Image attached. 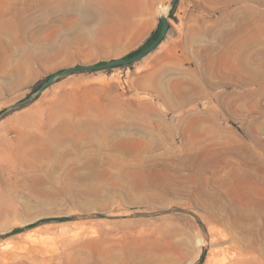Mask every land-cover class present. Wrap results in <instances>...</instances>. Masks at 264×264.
<instances>
[{"label": "rangeland", "instance_id": "1", "mask_svg": "<svg viewBox=\"0 0 264 264\" xmlns=\"http://www.w3.org/2000/svg\"><path fill=\"white\" fill-rule=\"evenodd\" d=\"M161 14L0 117V264H264V0H0V112Z\"/></svg>", "mask_w": 264, "mask_h": 264}, {"label": "water", "instance_id": "2", "mask_svg": "<svg viewBox=\"0 0 264 264\" xmlns=\"http://www.w3.org/2000/svg\"><path fill=\"white\" fill-rule=\"evenodd\" d=\"M159 19L161 21V25H160L158 32L156 34H154V36L151 37V39H149L139 49H137V50L133 51L132 53L125 55V56L112 58V59H108V60L100 61V62H95V63L67 66V67H64L60 70H57V71L53 72L52 74H50L46 79H44L24 99L5 107L0 112V117L5 115L9 111H12L16 107L31 101L32 99L37 97L46 86H48L49 84H51L55 80L65 76L67 74L74 73V72H81V71L107 69V68H112V67H116V66H126V65L140 59L142 56H144L146 53H148L154 47H156L157 44L163 39V37L166 34V31L169 27L167 17L165 15L161 14Z\"/></svg>", "mask_w": 264, "mask_h": 264}, {"label": "bare ground", "instance_id": "3", "mask_svg": "<svg viewBox=\"0 0 264 264\" xmlns=\"http://www.w3.org/2000/svg\"><path fill=\"white\" fill-rule=\"evenodd\" d=\"M191 90H196V89L195 87L193 88L192 86H190V84L186 83L181 87L179 93L186 94ZM159 98L167 102H173V100L169 96H165L163 94H160ZM17 120H18V124L14 128V131L16 132L17 142L12 143L11 140H5V139L2 140L3 143L1 142L4 148L0 149V167H2L3 165H16L23 160L27 166L38 165L36 160H31L29 156L31 155L37 158V156L35 155L36 149L33 148L34 144L32 138H30V135L31 134H32L31 136L34 135L32 129L33 130L40 129L39 122L29 121L22 118L21 116H19ZM39 139L45 145L43 146V148H41L42 152H46L54 149L53 144L55 145V143H53L51 140L49 141L48 139L45 138H39ZM40 162H42V159H40ZM40 181L43 183L45 182L44 179H41Z\"/></svg>", "mask_w": 264, "mask_h": 264}, {"label": "crops", "instance_id": "4", "mask_svg": "<svg viewBox=\"0 0 264 264\" xmlns=\"http://www.w3.org/2000/svg\"><path fill=\"white\" fill-rule=\"evenodd\" d=\"M142 66H141V71H142ZM155 70V71H154ZM157 70H156V68L155 69H153V72H156ZM145 71H143V73L140 75V78H139V82L137 83V85H139V86H145V84H146V80L148 79V78H152V73H150V74H148V73H144ZM156 77H157V74L155 75Z\"/></svg>", "mask_w": 264, "mask_h": 264}]
</instances>
